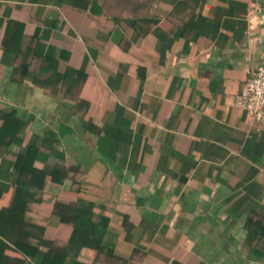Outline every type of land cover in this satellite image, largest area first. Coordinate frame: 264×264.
I'll return each mask as SVG.
<instances>
[{"label": "crops", "instance_id": "obj_1", "mask_svg": "<svg viewBox=\"0 0 264 264\" xmlns=\"http://www.w3.org/2000/svg\"><path fill=\"white\" fill-rule=\"evenodd\" d=\"M262 64L264 0H0V208L34 168L65 264H264Z\"/></svg>", "mask_w": 264, "mask_h": 264}, {"label": "trees", "instance_id": "obj_2", "mask_svg": "<svg viewBox=\"0 0 264 264\" xmlns=\"http://www.w3.org/2000/svg\"><path fill=\"white\" fill-rule=\"evenodd\" d=\"M25 172L31 173L32 178L29 181L21 178L12 202L0 208V264H65L70 257L77 263L76 258L84 246H95L92 242L97 237L95 229L87 227L85 219L76 213L73 233L67 245L60 246L47 240L43 227L30 225L26 220L29 201L23 192L24 188L36 185L38 178L43 177L44 180L47 173L34 168ZM36 186L40 188L38 184ZM4 192L0 187V198ZM57 213L62 214L59 210ZM98 248L99 251L105 250L100 245Z\"/></svg>", "mask_w": 264, "mask_h": 264}, {"label": "built area", "instance_id": "obj_3", "mask_svg": "<svg viewBox=\"0 0 264 264\" xmlns=\"http://www.w3.org/2000/svg\"><path fill=\"white\" fill-rule=\"evenodd\" d=\"M235 105L248 112L250 122L261 123L264 114V64L257 66L245 87L235 98Z\"/></svg>", "mask_w": 264, "mask_h": 264}]
</instances>
